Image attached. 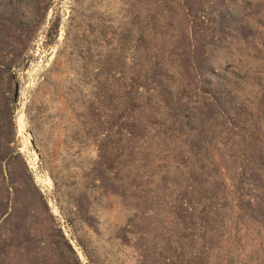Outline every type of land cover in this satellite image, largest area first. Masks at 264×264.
I'll use <instances>...</instances> for the list:
<instances>
[{
    "label": "rangeland",
    "instance_id": "1",
    "mask_svg": "<svg viewBox=\"0 0 264 264\" xmlns=\"http://www.w3.org/2000/svg\"><path fill=\"white\" fill-rule=\"evenodd\" d=\"M0 264H264V0H0Z\"/></svg>",
    "mask_w": 264,
    "mask_h": 264
},
{
    "label": "water",
    "instance_id": "2",
    "mask_svg": "<svg viewBox=\"0 0 264 264\" xmlns=\"http://www.w3.org/2000/svg\"><path fill=\"white\" fill-rule=\"evenodd\" d=\"M16 96H18V92H16Z\"/></svg>",
    "mask_w": 264,
    "mask_h": 264
}]
</instances>
